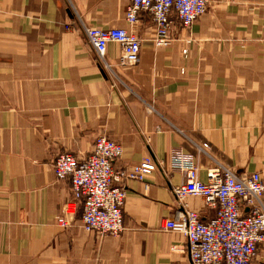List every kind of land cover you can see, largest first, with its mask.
<instances>
[{
    "label": "crops",
    "instance_id": "crops-1",
    "mask_svg": "<svg viewBox=\"0 0 264 264\" xmlns=\"http://www.w3.org/2000/svg\"><path fill=\"white\" fill-rule=\"evenodd\" d=\"M128 0H0V264H190L187 238L163 231L186 210L209 222L217 209L174 189L190 156L199 179L214 169L264 176V0H210L189 30L174 17V41L154 44L149 14L130 27ZM72 26L73 31L67 30ZM84 26L126 29L141 41L140 63L108 70ZM104 135L124 156L115 171L149 159L144 182L125 184V230L99 238L85 230L82 203L54 164L81 160ZM254 264H264V242Z\"/></svg>",
    "mask_w": 264,
    "mask_h": 264
},
{
    "label": "built area",
    "instance_id": "built-area-1",
    "mask_svg": "<svg viewBox=\"0 0 264 264\" xmlns=\"http://www.w3.org/2000/svg\"><path fill=\"white\" fill-rule=\"evenodd\" d=\"M126 21L136 26L142 14L152 18L154 44L169 47L174 41V17L185 30L206 13L209 0H128ZM67 30L73 31L72 26ZM89 44L108 70L110 44L121 47L117 66L128 69L140 63L141 41L126 29L83 28ZM124 156V148L104 135L94 142L93 153L81 161L71 153L61 154L54 164L60 181L70 178L75 201H83V224L88 232L99 237L118 236L124 230L122 209L127 197L125 184L144 182L156 167L149 159L115 171L114 163ZM172 167L185 173V182L174 189L180 204L188 197L204 200L217 209L209 222L201 221L196 212L186 210L178 220H169L163 231L176 232L187 238L190 264H254L258 245L264 242V176L254 173L237 177L230 169L219 168L208 173V181L199 179V168L190 156L176 157ZM74 203L66 205L72 214ZM62 226L68 223L60 219Z\"/></svg>",
    "mask_w": 264,
    "mask_h": 264
},
{
    "label": "rangeland",
    "instance_id": "rangeland-1",
    "mask_svg": "<svg viewBox=\"0 0 264 264\" xmlns=\"http://www.w3.org/2000/svg\"><path fill=\"white\" fill-rule=\"evenodd\" d=\"M209 5H210V0H209V4H208V8H209ZM208 8H207V11H208ZM207 11H206V13H207ZM205 13V14H206ZM180 26V28H181V30H185V29H183V27L181 26V25H179ZM175 31V30H174ZM95 142V141H94ZM93 148H94V146H93ZM93 153V152H92ZM65 154V153H64ZM90 157V156H89ZM88 157V158H89ZM81 160V159H80ZM86 160V159H85ZM81 161H84V160H81ZM60 181V180H59ZM73 191V190H72ZM127 191V190H126ZM73 197H74V193H73ZM127 198V197H126ZM75 199V198H74ZM126 201V200H125ZM79 203V202H81L82 203V206H83V213H82V223H83V215H84V204H83V201H80V200H78V201H73L72 203ZM68 204H70V203H68ZM67 204V205H68ZM125 205V204H124ZM65 208H66V206H65ZM123 208H124V206H123ZM72 213H73V211H72ZM122 213H123V209H122ZM65 215L63 216V217H59L58 218V224L60 225V226H62L61 224L63 223L62 221H60V219H64L66 222L68 221V218H67V216L68 215H70V214H68V213H66V210H65V213H64ZM68 223V222H67ZM83 226H84V224H83ZM62 227H69V223H68V225L67 226H62ZM123 227H124V230H125V226H124V218H123ZM86 230V229H85ZM124 230L122 231V233L120 234V235H118V236H113V235H105L104 237H99V238H105V237H108V236H111V237H120L122 234H123V232H124ZM89 233H92V232H89ZM96 234V233H95ZM97 235V234H96ZM98 236V235H97Z\"/></svg>",
    "mask_w": 264,
    "mask_h": 264
}]
</instances>
